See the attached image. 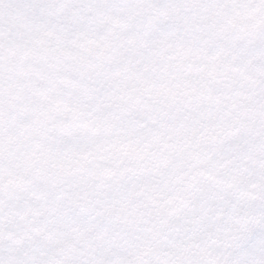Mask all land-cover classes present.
I'll return each instance as SVG.
<instances>
[{"label":"clouds","instance_id":"obj_1","mask_svg":"<svg viewBox=\"0 0 264 264\" xmlns=\"http://www.w3.org/2000/svg\"><path fill=\"white\" fill-rule=\"evenodd\" d=\"M0 264H264V0H0Z\"/></svg>","mask_w":264,"mask_h":264}]
</instances>
